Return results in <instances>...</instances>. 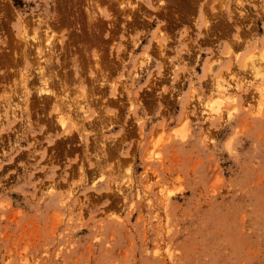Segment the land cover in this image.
I'll use <instances>...</instances> for the list:
<instances>
[{"label":"rangeland","instance_id":"obj_1","mask_svg":"<svg viewBox=\"0 0 264 264\" xmlns=\"http://www.w3.org/2000/svg\"><path fill=\"white\" fill-rule=\"evenodd\" d=\"M94 1L0 0V264H264V0Z\"/></svg>","mask_w":264,"mask_h":264},{"label":"bare ground","instance_id":"obj_2","mask_svg":"<svg viewBox=\"0 0 264 264\" xmlns=\"http://www.w3.org/2000/svg\"><path fill=\"white\" fill-rule=\"evenodd\" d=\"M94 1V0H93ZM162 1V0H161ZM75 2V1H74ZM95 2V1H94ZM96 2H98V1H96ZM69 3V2H68ZM100 3V2H99ZM93 4V3H92ZM120 4H121V2H120ZM96 5H97V3H96ZM123 5V4H122ZM168 5V4H167ZM131 6H134V5H131ZM130 6V7H131ZM89 7V8H88ZM87 7V10H88V16H89V20H93L94 18H96V15H98V13L100 14V10H98L99 12L98 13H95V11L92 9H90V4H89V6ZM92 7V6H91ZM97 7V6H96ZM127 7V6H126ZM98 8V7H97ZM100 8V7H99ZM98 8V9H99ZM131 8H133V7H131ZM133 9H135V7L133 8ZM167 9V8H166ZM86 10V11H87ZM141 10V9H140ZM103 11V10H102ZM138 11H139V9H138ZM127 13V12H126ZM130 14V13H129ZM140 14V13H139ZM99 16H101V15H99ZM70 17V16H69ZM34 18H35V16H34ZM97 19V18H96ZM22 21L20 22L21 24H20V28H19V33H20V38H22L26 43H29L30 45H31V48H33L35 51H36V53L40 56H38L39 58L37 59V63L35 64V62H34V64L36 65V66H34L35 67V69H37L36 67L38 66V68L40 67V69H38L37 71H38V74H41V76H42V82H41V84H40V86L38 87V88H36V89H38V93H40V96H51V94H53L54 92H53V90L49 87V82H48V78H46V79H43V78H45L46 77V75H45V73H46V66H47V64H49V57H51V55H52V53H54V51H55V38L57 39V37L55 36V29H53L51 26H53V25H49L48 23H45L46 24V27H43L42 29H43V31L42 32H40V27H39V25H38V27L37 28H33V33L31 32L30 33V31L32 30V28H31V30L29 31V25H27L25 22L26 21H24L23 19H21ZM38 20V19H37ZM40 22V21H39ZM97 22V21H96ZM92 23V22H91ZM43 23H41L40 25H42ZM51 24V23H50ZM88 25H89V23H88ZM45 26V25H44ZM93 26V25H92ZM32 27V26H31ZM89 28V27H88ZM41 29V30H42ZM31 34H33V36H31ZM25 47V46H24ZM232 48V47H231ZM24 49V48H23ZM26 49V48H25ZM162 50V49H161ZM146 54V53H145ZM30 55V54H29ZM55 55V54H54ZM53 55V56H54ZM146 55H148V54H146ZM146 55H145V57H146ZM252 55H254V54H251L250 56H252ZM36 56V55H35ZM35 56H33V58L35 57ZM249 56V58H251ZM56 57V56H55ZM54 57V58H55ZM98 57V56H97ZM144 57V58H145ZM148 57V56H147ZM146 57V58H147ZM36 58L37 57H35L34 59L36 60ZM145 58V59H146ZM252 58H255L254 56L252 57ZM260 58V57H259ZM144 59V60H145ZM149 59V58H148ZM264 58H262V59H260L261 61L263 60ZM49 60V61H48ZM141 60H142V58H141ZM140 60V61H141ZM147 60V59H146ZM249 60L250 59H248V62L246 61V60H244V64L245 65H249L251 62H252V66H250V68H251V70L250 71H252L253 73H254V75L255 76H257V77H259V76H262V73H263V68H264V64L261 62H259L258 61V63H256L257 61H256V58H255V61L256 62H254V59L252 60H250V62H249ZM258 60V59H257ZM34 61V60H33ZM246 61V62H245ZM43 62V63H42ZM61 62V61H60ZM97 63H98V61H96ZM41 63L42 64H44V65H41ZM141 64H142V61L140 62ZM144 64H145V61L143 62ZM246 63H248V64H246ZM99 64V63H98ZM140 64V65H141ZM97 65V64H96ZM143 65V64H142ZM141 65V67L143 68V66ZM93 67V66H92ZM246 67V66H245ZM46 68V69H45ZM249 68V69H250ZM103 69V68H102ZM66 70V69H65ZM253 73H251V74H253ZM22 74V73H21ZM36 74V73H35ZM264 74V73H263ZM34 75V74H33ZM137 75H139V71L137 72L136 71V73H135V76H137ZM26 76V75H25ZM40 76H38V78H39ZM95 77H96V75H95ZM221 77V76H220ZM263 78H264V76H262ZM219 78V77H218ZM218 78H217V80H214V81H216L217 83H216V88H212L213 89V91H214V93H213V95L214 96H217V97H215L216 98V100H215V98H214V100H213V102H211V107L215 104V105H217L219 102H222L223 100H225L224 98H232V100H235V96H233L232 97V95L234 94L233 93V91L234 90H232V87L230 86L231 84H228V82L226 81H224L223 82V80H226V79H223V78H220V79H222V81L219 79L218 80ZM261 78V77H260ZM259 78V79H260ZM22 80V79H21ZM257 80V79H256ZM264 80V79H263ZM66 81V80H65ZM261 81V80H260ZM26 82H28V79H27V81L25 80V81H22V83L24 84V85H26ZM231 82V81H230ZM29 83V82H28ZM31 83V82H30ZM215 83V82H214ZM232 83V82H231ZM34 84V83H33ZM235 84V83H234ZM36 85V84H35ZM233 85V84H232ZM31 86V85H30ZM34 86V85H33ZM237 86V85H236ZM241 86V85H240ZM26 88H25V91H27L28 90V88H27V86H25ZM235 87V86H234ZM242 87V86H241ZM18 88V87H17ZM54 89V88H53ZM235 90H236V88H234ZM194 90V89H193ZM256 90H257V93L258 94H260V95H262L263 96V89H262V87H261V85L260 86H256ZM16 91V90H15ZM85 91V90H84ZM212 91V92H213ZM29 92H27V93H25L23 96H26L27 94H28ZM85 93V92H84ZM62 95V94H61ZM61 95H60V97H61ZM231 95V96H230ZM259 95V96H260ZM57 95L56 94H54V103H55V108H56V110L58 111H60V109H61V107H60V103L58 102V101H60V102H65L63 99V97H61V98H58V101H56V97ZM57 97H59V96H57ZM86 97V96H85ZM43 98V97H42ZM220 100H222V101H220ZM82 101V100H81ZM48 103V102H47ZM75 103V102H74ZM82 103V102H81ZM213 103V104H212ZM67 104V103H66ZM70 104V103H69ZM76 106H77V104H76ZM72 108V107H71ZM70 108V109H71ZM74 108H75V106H74ZM80 108V110H82V114L83 115H85V114H87V109H86V105L84 104V103H82V105L79 107ZM213 108V110H216L215 111V113L216 112H219L220 111V107L219 106H217V107H212ZM212 108H210L211 109V111H210V113H213V111H212ZM76 110V109H75ZM77 111V110H76ZM79 111V110H78ZM77 111V112H78ZM223 111V110H222ZM226 111V110H225ZM221 112V111H220ZM208 114V116H206L205 115V117H213V115L212 114ZM222 113V112H221ZM59 114H61V111H60V113ZM75 114V113H74ZM214 114V113H213ZM226 114H227V117H230L231 115H233L234 113H233V111L232 110H230V111H227L226 112ZM81 115V114H80ZM59 116V115H58ZM226 116V115H225ZM60 117V118H59ZM58 118V121H59V123L61 124V126L62 127H65V121L62 119L63 117H62V115H60ZM62 117V118H61ZM71 121V120H70ZM72 125H74L73 123H72ZM65 129V128H64ZM65 131H66V129H65ZM153 156V155H152Z\"/></svg>","mask_w":264,"mask_h":264}]
</instances>
